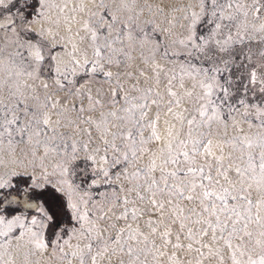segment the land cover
<instances>
[{
  "label": "snow or ice",
  "instance_id": "1",
  "mask_svg": "<svg viewBox=\"0 0 264 264\" xmlns=\"http://www.w3.org/2000/svg\"><path fill=\"white\" fill-rule=\"evenodd\" d=\"M0 264H264V0H0Z\"/></svg>",
  "mask_w": 264,
  "mask_h": 264
}]
</instances>
